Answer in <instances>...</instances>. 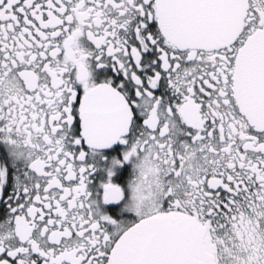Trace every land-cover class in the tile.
I'll return each instance as SVG.
<instances>
[{
	"label": "snow or ice",
	"instance_id": "snow-or-ice-1",
	"mask_svg": "<svg viewBox=\"0 0 264 264\" xmlns=\"http://www.w3.org/2000/svg\"><path fill=\"white\" fill-rule=\"evenodd\" d=\"M0 264H264V0H0Z\"/></svg>",
	"mask_w": 264,
	"mask_h": 264
}]
</instances>
